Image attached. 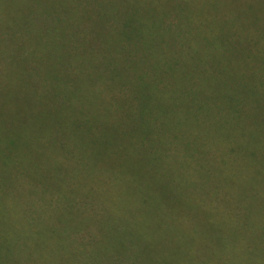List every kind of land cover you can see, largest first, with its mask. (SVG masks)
<instances>
[{"label": "trees", "instance_id": "obj_1", "mask_svg": "<svg viewBox=\"0 0 264 264\" xmlns=\"http://www.w3.org/2000/svg\"><path fill=\"white\" fill-rule=\"evenodd\" d=\"M42 17L0 67V264H264V0Z\"/></svg>", "mask_w": 264, "mask_h": 264}, {"label": "rangeland", "instance_id": "obj_2", "mask_svg": "<svg viewBox=\"0 0 264 264\" xmlns=\"http://www.w3.org/2000/svg\"><path fill=\"white\" fill-rule=\"evenodd\" d=\"M43 12L44 0H0V67L3 70H20L24 64L41 60V55L44 57L40 49L32 47L44 37Z\"/></svg>", "mask_w": 264, "mask_h": 264}]
</instances>
